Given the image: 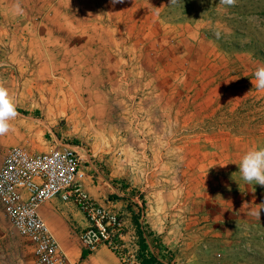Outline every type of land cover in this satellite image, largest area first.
Returning <instances> with one entry per match:
<instances>
[{
  "label": "rangeland",
  "instance_id": "obj_1",
  "mask_svg": "<svg viewBox=\"0 0 264 264\" xmlns=\"http://www.w3.org/2000/svg\"><path fill=\"white\" fill-rule=\"evenodd\" d=\"M8 3L0 1V82L17 103L14 137L27 138L21 146L29 150L37 146L48 150L60 144L53 138L63 135L61 143H77L89 154L98 132L106 134L108 146L125 158L123 169L128 173L118 179V186H127L129 194L124 211H116L123 225L114 236L115 246L109 247L121 264H138L127 205L142 208L143 217L159 219L165 217L162 208L173 195L177 206L184 199L207 213L204 220L198 215V220H209L222 199L219 188L229 185L221 178L230 177L222 160L235 156L239 163L249 149L264 147V89L254 86V73L264 66V51L254 52L264 50V0H234L232 4L224 0H129L119 6L118 15H109L103 1L97 0L94 3L102 13L96 19L112 30L104 39L114 37L115 41L110 63L99 65L107 68V74L91 66L85 78L53 70L52 64L41 63L33 55L32 48L37 42L44 44L43 36L49 35L41 36L38 29L46 17L45 23L52 25L53 14L17 19L9 17ZM35 25L38 28L31 29ZM10 42L19 46L11 49ZM247 100L246 110L237 114ZM239 117L244 118L240 125L228 124ZM258 123L262 125L255 134L249 125ZM125 132L131 133L128 139H124ZM165 147L170 151L162 158L179 163L182 151L186 155L190 148L189 173L183 177L186 188L174 194L164 188L173 172H167L165 165L155 168L157 150ZM206 161L207 169L199 170ZM176 176L182 179L181 172ZM231 178L235 180L234 174ZM236 178L238 190L244 191L240 172ZM256 220L244 222L233 243L223 237L198 241L197 225L189 230L197 241L185 239L174 250L159 251L150 238L149 242L170 264H264V217Z\"/></svg>",
  "mask_w": 264,
  "mask_h": 264
},
{
  "label": "crops",
  "instance_id": "obj_2",
  "mask_svg": "<svg viewBox=\"0 0 264 264\" xmlns=\"http://www.w3.org/2000/svg\"><path fill=\"white\" fill-rule=\"evenodd\" d=\"M1 2H9L7 6L9 17H16L21 19L24 16L27 17H43L46 14H53L54 23L49 25L45 21L40 25L38 33H49L48 37H44L45 43L37 42L38 46L32 48L33 55L41 63L52 64L53 70L60 71L65 70L66 74L70 77L77 75H85L89 77L87 67L107 65L110 63V49L115 41L114 37L111 40H105L104 34H110V25L108 23H100L96 17H99L102 13L100 9L96 7L95 1L97 0H0ZM104 3V7L109 15H118L121 9L119 6L125 1L118 0L117 9L112 0H101ZM16 20V19H15ZM11 23V22H10ZM85 23V24H84ZM24 26V25H23ZM22 27V25H21ZM20 27V28H21ZM10 28V27H9ZM37 29L38 26H31V29ZM11 29V28H10ZM111 36V35H110ZM42 43V44H39ZM10 48H17L15 42L9 43ZM113 58V57H112ZM101 67L95 71L103 72L107 74L106 67ZM54 72V71H53ZM86 72V73H85ZM7 79L9 80V74ZM27 125L30 124V118H25ZM25 119H21L24 121ZM10 130L0 135V146L4 147L0 151V164L6 150L12 146H21V144H27V138L14 137V124L15 118L10 121ZM26 124V123H25ZM135 127H137L135 125ZM124 129V128H122ZM131 130V128H130ZM125 131V130H124ZM124 139H128L131 133H124ZM154 136V135H153ZM63 135L55 136L56 143H61ZM101 138V141L99 139ZM155 138V137H154ZM93 142L90 148V153L86 154L83 148H80L84 155V163L82 168L86 173L83 181L84 188L89 194L100 204L109 207L118 212H123V207H126V198L129 194V188L118 186L120 180L128 177V173L124 171L125 162L119 156L121 152L116 148H111L106 142V134H97L96 139L98 141ZM18 141L17 144H14ZM232 141V140H231ZM128 142V141H127ZM20 143V144H19ZM72 145L79 146L77 143ZM126 146V145H125ZM54 147V146H53ZM52 147V148H53ZM120 149L121 147H117ZM36 149H40L37 146ZM32 149L31 151H44ZM51 149V148H50ZM115 149V150H114ZM49 150V149H48ZM156 153L157 166L160 165L167 168V172H173L170 175V181L164 185V188L168 193L174 194L179 190H184L186 180L183 178L189 173V161H190V148H187L188 154L184 155L182 151L181 163L175 161L172 158H162L170 151L169 147H165L164 151L158 149ZM232 148L229 149L231 153ZM186 152V151H185ZM234 155V154H233ZM221 162V161H220ZM161 163V164H160ZM224 169H229V175L221 177L224 182L229 183L225 187H220L221 198L217 212H215L210 218L204 220V216L207 213H203L201 210L195 209L190 206L188 202L182 201V205L179 207L176 204V199L169 196L167 198L164 209L165 217L162 215L159 219L147 218L144 216V221L151 227L163 245L167 250L175 249L178 246H183L185 239L192 238L194 241L212 240V237L222 238L223 241L233 243L237 241L236 236L237 229L243 225L244 222L252 224L264 217V209L261 210L260 217L253 215V212L260 208L264 204V185L243 182L244 191L238 190V182L236 175L239 172L238 163L235 162V156L230 159L222 160ZM176 164L177 166H175ZM180 165V166H179ZM207 161L203 166L199 167V170L207 168ZM171 167V169H168ZM220 168V166H219ZM181 172L182 179H179L176 175ZM124 173V174H122ZM234 174L235 180L231 177ZM157 185V182L155 183ZM160 186V185H159ZM188 187V184H187ZM187 192V191H185ZM115 196V197H114ZM1 204V202H0ZM162 210V211H164ZM39 214L48 224L50 230L55 235L62 249L66 252L68 259L74 264H121L118 256L115 254L109 246L105 244L99 245L93 251H87L79 242V234L87 226V220L84 214L78 209V207L71 201H63L60 196L56 195L51 199L43 202L39 206ZM148 214V213H147ZM175 217H172V216ZM198 215H201L202 220H198ZM197 218V220H194ZM197 221V222H196ZM194 224V225H191ZM255 224V223H254ZM199 227L197 239L194 238V234L191 231L194 228ZM11 226V225H9ZM194 226V227H193ZM210 226L209 237L208 228ZM193 227V228H192ZM196 227V228H197ZM170 237V238H169ZM221 240V239H219ZM179 243V244H178ZM228 245V244H227ZM184 246L182 248H186ZM181 248V249H182ZM180 249V248H179ZM25 258V262H24ZM34 264V255L32 245L29 240L16 233L9 227L8 221L4 216L2 204L0 206V264Z\"/></svg>",
  "mask_w": 264,
  "mask_h": 264
},
{
  "label": "built area",
  "instance_id": "obj_3",
  "mask_svg": "<svg viewBox=\"0 0 264 264\" xmlns=\"http://www.w3.org/2000/svg\"><path fill=\"white\" fill-rule=\"evenodd\" d=\"M80 146L60 143L44 151L23 146L8 148L0 164V202L8 223L26 237L33 248L34 264H74L60 246L39 206L58 195L73 202L87 226L79 242L87 251L99 245L115 246L113 239L123 225L119 214L98 203L84 188V155Z\"/></svg>",
  "mask_w": 264,
  "mask_h": 264
},
{
  "label": "clouds",
  "instance_id": "obj_4",
  "mask_svg": "<svg viewBox=\"0 0 264 264\" xmlns=\"http://www.w3.org/2000/svg\"><path fill=\"white\" fill-rule=\"evenodd\" d=\"M113 3L118 0H112ZM174 2V0H173ZM232 4L234 0H224ZM254 86L256 89H264V66L259 67L255 73ZM226 83L228 81H225ZM17 116V103L9 93L5 83L0 82V135L7 133L11 128L10 121ZM239 172L243 181L247 183L264 185V147L251 148L246 151L239 163ZM253 212V215L260 217L264 204Z\"/></svg>",
  "mask_w": 264,
  "mask_h": 264
},
{
  "label": "trees",
  "instance_id": "obj_5",
  "mask_svg": "<svg viewBox=\"0 0 264 264\" xmlns=\"http://www.w3.org/2000/svg\"><path fill=\"white\" fill-rule=\"evenodd\" d=\"M263 51L264 50H262L260 48H256V50H254V52L258 53V54L263 53ZM261 55H263V58H264V53ZM248 103H249V100L245 101V103L243 102L242 105L239 108H237V110H236L237 114L244 112L247 108ZM225 117H227V116L225 115ZM243 119L244 118L239 117V118H237V120H234L233 123L230 124V122H229L228 124L230 126L236 125V124L240 125V123H241L240 121H242ZM226 121L224 120V122H226ZM261 125L262 124H260V123L250 124L249 127L252 130H256V132H254V133L257 134L259 128H261L260 127ZM142 202L144 203V200H142ZM142 211H143L142 208H138L137 210H134L131 205H127V212L130 215L131 222L133 224L135 234H136V241H135V243H136V249H135V260H136V262L138 264H170L167 261H164L159 256L160 252L159 253L156 252L152 248V246L150 245L149 238H150V240L153 241V243H155V245L159 251L163 248L165 249V247L161 243V240L157 237V235L149 227V225L144 221Z\"/></svg>",
  "mask_w": 264,
  "mask_h": 264
}]
</instances>
